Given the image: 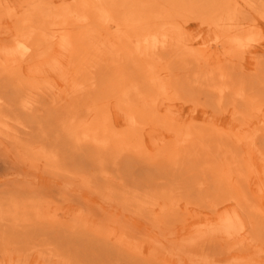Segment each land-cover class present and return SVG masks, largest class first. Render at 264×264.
I'll use <instances>...</instances> for the list:
<instances>
[{"label":"bare ground","instance_id":"6f19581e","mask_svg":"<svg viewBox=\"0 0 264 264\" xmlns=\"http://www.w3.org/2000/svg\"><path fill=\"white\" fill-rule=\"evenodd\" d=\"M0 264H264V0H0Z\"/></svg>","mask_w":264,"mask_h":264},{"label":"rangeland","instance_id":"374dc122","mask_svg":"<svg viewBox=\"0 0 264 264\" xmlns=\"http://www.w3.org/2000/svg\"><path fill=\"white\" fill-rule=\"evenodd\" d=\"M198 23L197 21H191L190 22V28L191 30L195 33L198 32ZM177 109L179 110V113L182 117H187V116H195L196 119L201 120L203 117V112L201 109L198 110H193L191 108V105L189 103L184 102L183 104H178Z\"/></svg>","mask_w":264,"mask_h":264}]
</instances>
